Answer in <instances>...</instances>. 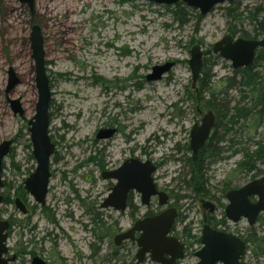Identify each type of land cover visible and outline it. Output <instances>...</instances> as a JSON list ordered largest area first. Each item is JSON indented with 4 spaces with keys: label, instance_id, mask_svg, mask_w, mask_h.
<instances>
[{
    "label": "rangeland",
    "instance_id": "rangeland-1",
    "mask_svg": "<svg viewBox=\"0 0 264 264\" xmlns=\"http://www.w3.org/2000/svg\"><path fill=\"white\" fill-rule=\"evenodd\" d=\"M35 1L33 15L20 0H0V145L15 142L4 161L0 218L11 223L7 255L17 256L12 264H32L35 257L48 264H135L137 242L127 240L119 247L114 238L146 214L170 207L178 210L174 235L186 244L179 264H197L206 221L203 204L213 201L218 206L224 190L264 174V156L250 171L238 164L258 145L264 146V117L259 115L230 126L226 135L217 132L224 141L218 143L217 156L204 162L200 191L195 187L198 178L193 177L190 145L194 125L219 104L214 100L206 106L212 92L230 107L242 94L238 84L229 86L228 79L237 75L239 82V69L215 54L214 44L226 35L254 39L256 29L258 39H263L264 0L233 6L241 21L228 17L229 3L202 15L182 1L176 5L150 0ZM256 15L259 21L253 22ZM35 25L44 35L53 97L49 135L55 153L45 206L36 203L24 185L37 167L28 131L39 101L31 45ZM195 45L205 54L210 94L202 95L200 82L193 87L190 58ZM170 62L175 63L171 72L159 81L147 80L155 66ZM255 65L253 71L264 77V59ZM10 68L20 84L7 93ZM11 100L21 101L23 116L15 114ZM109 127L119 133L109 141L99 140L101 128ZM92 156L97 161L89 160ZM131 157L158 164L153 177L157 188L169 195L166 207L157 197L143 205L135 191L126 211L103 207L117 181L103 178L102 162L117 167ZM17 198L28 206L26 214L15 205ZM221 218L220 208L208 219L223 229ZM248 227L244 220L229 229L248 239L264 238V220L253 231ZM247 250L244 264H264V255L257 256L251 243ZM142 264L159 263L148 256Z\"/></svg>",
    "mask_w": 264,
    "mask_h": 264
},
{
    "label": "water",
    "instance_id": "water-1",
    "mask_svg": "<svg viewBox=\"0 0 264 264\" xmlns=\"http://www.w3.org/2000/svg\"><path fill=\"white\" fill-rule=\"evenodd\" d=\"M30 7L32 14H35V0H20ZM162 5H176L182 1L188 6L198 9L202 15H207L217 6L229 3L232 0H150ZM243 1V0H238ZM262 1V0H256ZM32 57L36 66L37 87L39 89V101L36 106V114L30 119L29 129L30 141L33 144V155L37 162L35 172L26 179L25 189L34 197L36 203L45 206L49 181L52 173L50 172V159L55 153V145L50 139V102L52 99V89L50 87V77L47 75L46 55L44 35L41 27L35 25L32 30ZM213 52L219 54L232 62L234 69L250 67L255 63L256 53L264 48L263 39H248L226 35L219 42L214 44ZM191 50L190 69L192 70L193 87L195 88L200 81L204 67L203 48L195 45ZM175 66L174 62L155 66L153 73L149 74L147 80L159 81L162 77ZM9 93L16 85L20 84L13 68L9 70ZM11 107L15 114L23 116L25 110L21 107L20 100H11ZM216 126V114L207 111L201 123H196L191 131V150L194 157L206 147V142L210 139L212 131ZM114 131L100 132L98 137H109ZM14 139L3 141L0 145V189L4 188V161L11 154ZM157 166L151 161H140L137 158L127 160L118 171L111 173L109 178H114L118 183L113 188L111 195L104 201L103 207L106 209L114 208L116 211L123 212L127 208L129 193L136 190L141 194L143 205H150L152 198L158 197L159 204L166 207L170 200L166 192L159 190L156 186L153 175L157 172ZM258 197V201L251 203V197ZM229 204L227 205V218L238 223L242 217L247 218L249 224L253 226L258 215L264 212V176L254 179L243 185L240 189L230 190L227 193ZM4 196L0 195V204ZM16 206L23 214L28 212L20 198L15 200ZM203 208L216 210L210 201L203 204ZM178 217V210L166 208L163 213L155 217H145L135 222L132 229L115 237V245L120 246L124 240H136L139 249L136 253V264H142L148 256L159 264H178L186 256V244L177 238L173 233V228ZM10 223L8 220L0 219V264H9L5 256L9 253L8 231ZM201 241L203 246L197 251V264H242V258L246 253V242L233 233L218 230L208 224V219L203 227ZM136 232L141 236L136 238ZM32 264H47L41 258H33ZM13 261L14 258L12 259Z\"/></svg>",
    "mask_w": 264,
    "mask_h": 264
},
{
    "label": "trees",
    "instance_id": "trees-1",
    "mask_svg": "<svg viewBox=\"0 0 264 264\" xmlns=\"http://www.w3.org/2000/svg\"><path fill=\"white\" fill-rule=\"evenodd\" d=\"M231 7L227 10L228 17L232 21H241V15L237 14L235 11H233V6L240 5V1L238 0H232L230 3ZM254 22L259 21V16L256 15L252 19ZM260 24L264 25V21H261ZM257 33L258 30L256 29ZM264 32V30H263ZM256 33L255 38H258V34ZM234 34L236 32L234 31ZM243 35H247V33H244ZM256 61L255 63L250 66L246 67L244 69L236 70V73H239V77L241 80L239 82H236L237 75L234 77H229L230 83L229 86L236 87L238 84L239 89L241 91V96L239 99V102L236 103L233 107H230V105L226 103L225 98H220L219 96L216 97L215 93L212 92V99L205 100L206 106L210 107V105L214 104V100L219 101L217 104L218 106H214V111L218 114V127L219 130H223L224 135H226L231 128L230 126H236L241 120L248 119V117L251 115L253 116H260L261 118L264 117V92H262V89H264L263 82L264 77L260 76V74L257 72H254L253 70L256 68V62L258 60L264 59V48H261L257 51L256 54ZM204 66L206 65V60L204 61ZM200 88L202 95L205 93L210 94V74L209 72L204 69L202 76L200 78ZM197 87V86H196ZM211 96V95H210ZM251 102V107H247L248 104ZM254 113V114H253ZM224 141V137H219V134L216 133L213 135L206 148H204L200 153L199 156L193 157L191 160V164L193 166V177L198 178L197 184H195V187L200 191V188L198 185H201L200 179L202 178L201 172L203 170L204 162L207 160V157H216L219 149V142ZM264 156V146L262 144L258 145V148L256 151L249 152V154H246V159L240 161L238 164L244 168H246L248 171L255 168L254 162L260 161ZM211 224V223H210ZM214 228H217V226L211 224ZM250 243L253 246V250L257 256L264 255V238L253 236L252 238H249Z\"/></svg>",
    "mask_w": 264,
    "mask_h": 264
},
{
    "label": "flooded vegetation",
    "instance_id": "flooded-vegetation-1",
    "mask_svg": "<svg viewBox=\"0 0 264 264\" xmlns=\"http://www.w3.org/2000/svg\"><path fill=\"white\" fill-rule=\"evenodd\" d=\"M50 77V76H49ZM53 98V97H52ZM197 110H198V112H200V113H202V114H205V112L204 111H202V110H200V108H197ZM209 111V110H208ZM210 111H212V112H214L213 110H210ZM215 114H216V126H215V128L213 129V131H212V136L213 135H215L217 132H218V130H219V127H218V125H219V123L217 122L218 121V114H217V112H214ZM49 116H50V113H49ZM50 119V118H49ZM51 120V119H50ZM114 131V133L111 135V136H109V137H107V138H105V137H101V138H99L98 137V135H99V133L100 132H107V131ZM117 133H119V129L118 128H116V127H109V128H101V130L98 132V134H97V138L99 139V140H104V141H109L110 139H113V136L114 135H116ZM211 136V137H212ZM210 140V139H209ZM209 140L206 142V146L208 145V142H209ZM206 148V147H205ZM55 151V150H54ZM201 152V151H200ZM198 156H199V154H198ZM197 156V157H198ZM132 158V157H131ZM89 160H92V161H97V160H95L94 159V156H92V157H90L89 158ZM127 160H130V159H127ZM127 160H125V161H123L122 163H121V165H119V166H117V167H110L109 168V164H107V162L106 161H103L102 162V166L104 165V171H103V174H102V176H103V178L104 179H106L107 181H111V180H115L114 178H109L108 176H110L111 175V173H113V172H115V171H118V169H120L121 168V166L127 161ZM155 165L157 166V168L159 167L158 166V164L155 162ZM159 169V168H158ZM158 171V170H157ZM261 176H264V174L263 175H261ZM261 176L260 177H253L252 179H250V181H248V182H246V183H243V184H241L240 186H236V187H233V186H231V187H229L227 190H224L223 191V197H224V199H223V201H220V203L218 204V206L216 205V203L215 202H213V201H210V202H212L213 204H214V206H215V208H216V210L214 211V212H211L210 210L211 209H209V208H204L205 209V212H206V219H208L209 218V216H211L213 213H215L216 211H217V209H222V218H221V220H220V224L223 226V229H219V230H223V231H226V232H228V233H233V234H235V235H237L240 239H244V241L246 242V253H245V255L243 256V258H242V264H244V258L246 257V255L248 254V247H249V244H250V241H249V239L248 238H245L244 236H241L238 232H236V230L235 231H230L231 229H229L230 227H231V225H234V228H236L237 227V225L238 224H240V223H242V221H244V220H246L247 221V223H248V229H250V231H253L254 230V226L256 225V224H258V222L259 221H261V220H264L263 219V214H264V212L263 213H261L260 215H258V220H257V222L253 225V226H251L250 224H249V221H248V219L247 218H244V217H242V220L240 221V222H238V223H236V222H234L233 220H230V219H228L227 218V205L229 204V201H228V197H227V193H229L230 192V190H236V189H240L241 187H243V185H245V184H247V183H249V182H251L252 180H254V179H258V178H261ZM153 179H154V177H153ZM115 181H117V180H115ZM117 183H118V181H117ZM155 183H156V180H155ZM115 185H116V183L111 187V189H109V192H110V194H109V196L111 195V193L113 192V188L115 187ZM137 192L136 190H133L132 192H130L129 193V196H128V199H127V201H128V204H127V208L124 210V211H126L128 208H129V205H130V201H129V199H130V196H131V194H133V192ZM48 192H49V190H48ZM141 195V194H140ZM108 196V197H109ZM169 196V195H168ZM107 197V198H108ZM106 198V199H107ZM158 198V197H157ZM4 199H5V196H4ZM153 199V198H152ZM251 203H255V202H257L258 201V197H255V196H252L251 197ZM3 202H4V200H3ZM2 202V203H3ZM152 203V202H151ZM143 204V203H142ZM16 205V204H15ZM25 205V204H24ZM26 206V205H25ZM149 206V205H148ZM27 209H28V206H27ZM110 209H112V208H110ZM114 209V208H113ZM115 210V209H114ZM28 211H29V209H28ZM119 212V211H118ZM161 213H163V211L162 212H159V213H155V214H152V213H148V214H146L145 215V217H155V215H159V214H161ZM144 217V218H145ZM144 218H142V219H144ZM1 219V218H0ZM3 220V219H2ZM6 220H8V219H6ZM9 221V220H8ZM138 221V220H137ZM208 221H209V219H208ZM9 223H10V221H9ZM135 225V224H134ZM11 227V223H10V226H9V228ZM134 226H132L130 229H132ZM130 229H128V230H126V231H124V232H127V231H129ZM10 230V229H9ZM124 232H121V233H119V234H123ZM118 234V235H119ZM117 236V235H116ZM136 238H138V237H140L141 236V233H139V232H136ZM8 238H9V231H8ZM115 239V238H114ZM130 240V239H129ZM127 240H124V242H126ZM131 241H133V242H136V240H131ZM124 242L119 246V247H121V246H123V244H124ZM115 243V242H114ZM8 244V243H7ZM8 247H9V245H8ZM9 252H10V250H9ZM5 258L6 259H8L9 260V264H12V263H14V262H16L17 261V256L14 254V255H12V257H10V256H8V255H6L5 256ZM14 258V260L15 261H13L12 259ZM38 258V257H37ZM40 258V257H39ZM45 261V260H44ZM46 262V261H45ZM47 263V262H46ZM48 264V263H47Z\"/></svg>",
    "mask_w": 264,
    "mask_h": 264
}]
</instances>
